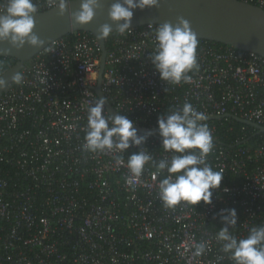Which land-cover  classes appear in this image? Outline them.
<instances>
[{
	"label": "built area",
	"instance_id": "2783aa9c",
	"mask_svg": "<svg viewBox=\"0 0 264 264\" xmlns=\"http://www.w3.org/2000/svg\"><path fill=\"white\" fill-rule=\"evenodd\" d=\"M239 1L264 10V0ZM33 2L38 12L50 9L47 0ZM158 26L112 35L100 88L120 115L148 129L185 102L221 116L225 124L202 121L214 144L207 163L224 174L212 202L163 206L158 182L167 172L153 173L171 153L158 133L123 153L82 148L87 109L99 99L101 48L91 33L76 31L26 62L22 82L0 97V264H234L215 239L220 210H236L229 231L238 239L264 226V133L252 143L245 126L235 138L221 135L234 130V116L264 126V57L198 39L191 81L167 84L149 60ZM137 151L153 157L139 177L126 166ZM199 242L207 243L201 256L185 251Z\"/></svg>",
	"mask_w": 264,
	"mask_h": 264
},
{
	"label": "clouds",
	"instance_id": "9594fccd",
	"mask_svg": "<svg viewBox=\"0 0 264 264\" xmlns=\"http://www.w3.org/2000/svg\"><path fill=\"white\" fill-rule=\"evenodd\" d=\"M71 0H47L49 8H56L63 16ZM102 0H80L75 11L68 12L70 27L91 22L97 10L102 8ZM159 0H114L107 9V16L115 27L108 23L97 28V39H106L113 32L125 34L131 30L133 10L158 7ZM38 8L33 0H7L0 9V42L7 41L16 49L25 43L31 47H40L44 41L33 31L34 16ZM176 23H160L155 29V50L149 54V60L159 73V78L167 84L178 85L182 81H191L189 72L198 69L196 49L198 39L190 22L178 16ZM13 82L20 84L22 76L16 73ZM5 81L0 79V88ZM166 91V89H164ZM105 99L101 97L94 106L87 109V126L85 129V151L96 153L114 151L123 153L130 146H141L151 132L137 134L134 121L126 115H105ZM204 112L197 111L191 103L172 109L168 114L157 118L158 135L165 152L171 153L170 159L155 162L156 172L153 179L166 170L167 175L158 182L159 199L165 208H172L181 201L189 205L212 202L213 189L220 187L223 172L213 170L207 163V157L213 150V136L205 121ZM118 164L124 163L123 157H115ZM153 157L148 151L130 154L126 166L130 173L139 177L147 162ZM227 191V189H225ZM220 227L215 239L221 242V251L228 253L234 264H264V226L252 227L245 238L238 239L230 231L237 223L234 208L221 209ZM193 247V256H201L207 247L206 242L184 245L185 251Z\"/></svg>",
	"mask_w": 264,
	"mask_h": 264
},
{
	"label": "water",
	"instance_id": "95a60500",
	"mask_svg": "<svg viewBox=\"0 0 264 264\" xmlns=\"http://www.w3.org/2000/svg\"><path fill=\"white\" fill-rule=\"evenodd\" d=\"M80 0H71L63 16L56 8L38 12L34 16L35 27L33 31L44 41L40 47H31L27 43L20 48L12 47L7 41L0 42V56L10 57L15 63L0 73V79L5 86L0 88V97L8 90L13 82L12 77L20 73L24 64L31 60L43 48L53 41L76 31L91 33L97 39V28L104 23L115 27L109 20L107 9L114 0H102V8L97 10L93 20L87 24L70 27L68 12L79 7ZM131 27L146 24L159 25L163 22L175 24L176 18L181 16L190 22L197 39L209 40L223 45L232 46L244 51H252L264 57V10L250 3L239 0H159L158 7L135 9ZM117 33L113 32L112 35ZM101 48V58L98 69V83L93 87L100 99H105V108L109 115L119 114L103 95L100 81L105 66L106 39H97ZM221 116L207 117L206 120L218 119ZM242 124L252 126L256 131L254 135L264 133V126L252 121L233 117ZM138 132L156 136L158 128L148 129L133 124Z\"/></svg>",
	"mask_w": 264,
	"mask_h": 264
},
{
	"label": "trees",
	"instance_id": "16d2710c",
	"mask_svg": "<svg viewBox=\"0 0 264 264\" xmlns=\"http://www.w3.org/2000/svg\"><path fill=\"white\" fill-rule=\"evenodd\" d=\"M72 34H67L65 35V37H71ZM112 37V34L106 38V45H108L109 39ZM219 45H223L218 43ZM15 63V60L13 58L10 57H3L0 56V73H2L3 71H5L6 69H8L10 66H12ZM216 123H221L223 122V124H225V121L222 119H218L215 120ZM234 123V130H232L231 132H225L223 129L221 130V135L223 136V138L226 140L227 138H235L239 135V128L241 126H245L246 131H247V136L245 137V139L247 140V143H252L254 140H256L259 135H254L255 133V129L252 126L246 125V124H242L240 122L237 121H233Z\"/></svg>",
	"mask_w": 264,
	"mask_h": 264
}]
</instances>
